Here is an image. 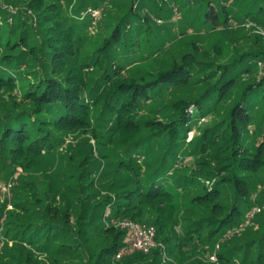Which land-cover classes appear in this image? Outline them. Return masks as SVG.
Here are the masks:
<instances>
[{"label": "trees", "instance_id": "trees-1", "mask_svg": "<svg viewBox=\"0 0 264 264\" xmlns=\"http://www.w3.org/2000/svg\"><path fill=\"white\" fill-rule=\"evenodd\" d=\"M134 1L88 53L89 18L58 19L59 6L46 0L26 6L39 25L26 13L0 27V91L21 84L0 116V158L25 173L0 264H264V197H254L264 140L252 141L263 132L264 50L218 64L193 49L180 63L146 68L163 50L152 43V18L171 14L137 0L149 12L141 14ZM197 2L189 4L206 7L209 30L238 21L233 7L260 9L255 22L264 11V0ZM85 4L97 7L81 0L78 9ZM182 6L175 12L190 18ZM111 220L155 227V248L116 259L127 233ZM213 253V263L203 259Z\"/></svg>", "mask_w": 264, "mask_h": 264}, {"label": "rangeland", "instance_id": "rangeland-1", "mask_svg": "<svg viewBox=\"0 0 264 264\" xmlns=\"http://www.w3.org/2000/svg\"><path fill=\"white\" fill-rule=\"evenodd\" d=\"M29 1L30 0H0V11L3 13V16L0 18V27H4L6 23L12 25L15 22V17L17 15L26 16V13H28V16L34 22L33 25L36 26L38 24L36 15H34V12H30L29 9H26ZM197 1V3L200 2V0ZM80 2L81 0H46V5L54 3L59 6L58 19L62 18L67 19L68 21L80 22L83 19L85 10L90 6V4L87 6L85 4L84 9H78ZM130 2L131 0H93V3L99 7L95 8L99 9L100 15L95 31L91 32L90 25L85 30L88 43L81 46L84 53L90 52L96 41L100 40L102 36L109 32L111 26L116 23V19L127 10ZM192 2H195V0H176V2L173 0H157L158 5L161 7V15L165 17L170 13L171 16L166 19L152 18V24L156 25L158 30L156 36L152 38V43L156 46H163V50L144 64L146 68L152 67L153 70H157L165 68L174 62L180 63L182 61L181 57L185 54L192 53L193 49H196L197 58L200 61L216 62L218 64H225L229 62L234 57L235 53L264 50V37L260 33V30L263 29L260 23L264 24V11L258 17H255V22L250 20V18L255 16L260 9H248V7H241V5L235 8L233 7V9L228 10L231 12H237L240 16H242L238 19V21L232 20V22L228 23V26H226L225 29L223 27H218L216 30H209L208 25L202 24L204 19L203 14L207 10L206 7H203L200 3L199 5L195 4L193 7L192 4H189ZM139 3L140 1H134V4L137 5V9L135 10L140 11L141 14L146 12L149 13L147 9H138ZM176 3L180 6L183 5L181 9L186 10L189 14L188 17L190 18L184 19L182 14L175 12V9H179ZM213 9H217V6L213 5ZM196 14L198 15L197 17H195ZM246 15L249 18H246ZM191 18H197L196 24L192 28L190 27L189 21ZM42 28L43 26L38 27V29ZM182 32L185 34L181 35ZM0 39L3 40L4 38ZM217 49H220L219 53H217L219 56H216ZM254 78L259 79V74L253 76V79ZM246 79L247 78H245V80ZM18 85V88L14 91H0V116L4 114V109L10 108L12 104H14L21 84L19 83ZM171 101L172 96L166 95L162 100V103L169 104ZM20 109L21 106L17 107V110ZM154 116L156 119L160 117L157 113L155 115H151V117ZM210 120V117H207L206 120L198 124L197 128L193 129L188 134L187 140H190L197 134L199 127H202L206 123H211ZM262 127V135L257 139L252 140L257 145L264 140V123ZM250 129L252 130L253 126H251ZM66 139L67 143L68 141H73L71 136H68ZM250 140L251 139L249 138V141ZM93 143L94 142H92V144ZM24 176L25 173H23V171L19 168H13L10 165L9 159L6 158L5 155L0 158V185L6 184L8 181L13 182V187L8 200H5V196L3 197L2 194H0V209L4 203L6 204L5 210L0 214V248L5 246L7 243L8 247L12 244L10 241L5 240L2 236V233L5 231L4 227L7 219V212L12 211L13 209H9L7 204H11V206H13V200L17 199L13 191L19 185L20 180L24 178ZM255 185L254 197L255 199H261L260 197H264V174H260V180L255 179ZM18 195H20V193ZM251 219H253V217ZM180 228V225L176 226L178 231H180ZM258 228L260 229L259 226ZM255 229L257 228L255 227ZM155 246L153 248H155ZM210 255L211 254L203 256V259L213 263L214 261H210L209 259ZM161 257L163 263L170 261L164 251L162 252Z\"/></svg>", "mask_w": 264, "mask_h": 264}, {"label": "built area", "instance_id": "built-area-1", "mask_svg": "<svg viewBox=\"0 0 264 264\" xmlns=\"http://www.w3.org/2000/svg\"><path fill=\"white\" fill-rule=\"evenodd\" d=\"M99 8V7H97ZM97 8L89 7L85 10L84 16L88 17L90 20V28L91 32L95 31L97 22L99 19L100 11ZM1 23V20H0ZM261 35L264 37V29L260 30ZM13 187V182L8 181L6 184L0 185V194L5 196V200H8L10 197V192ZM9 209H12L11 204H7ZM259 212L258 208H254L249 215V219L253 217V215ZM111 223L115 226H119L124 229L127 233V238L122 247L118 250L116 254V259H120L127 255L130 252L137 251L142 253H149L151 249L155 246V237H156V229L153 226H149L144 223H139L131 220H111ZM1 243V242H0ZM216 250L218 249V245H216ZM210 261H215V254H211L209 256Z\"/></svg>", "mask_w": 264, "mask_h": 264}]
</instances>
